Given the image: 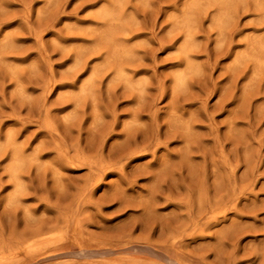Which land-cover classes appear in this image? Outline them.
<instances>
[{"label":"rangeland","instance_id":"374dc122","mask_svg":"<svg viewBox=\"0 0 264 264\" xmlns=\"http://www.w3.org/2000/svg\"><path fill=\"white\" fill-rule=\"evenodd\" d=\"M0 264H264V0H0Z\"/></svg>","mask_w":264,"mask_h":264}]
</instances>
